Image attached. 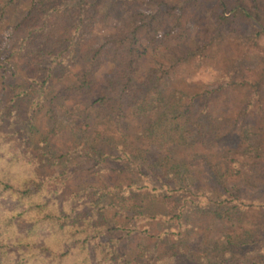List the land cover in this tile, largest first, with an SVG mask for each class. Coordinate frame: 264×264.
I'll return each instance as SVG.
<instances>
[{
	"label": "trees",
	"instance_id": "1",
	"mask_svg": "<svg viewBox=\"0 0 264 264\" xmlns=\"http://www.w3.org/2000/svg\"><path fill=\"white\" fill-rule=\"evenodd\" d=\"M106 1L0 0V24L9 4L23 11L0 38L3 84L5 73L20 76L8 100L0 96V264H214V218L224 248L264 232V203L241 185L256 168L264 173V141L245 135L263 105L264 0H187L212 21L206 41L171 46L173 57L145 67L140 41L159 52V40L183 28L181 11L170 0L124 10L94 44ZM227 28L252 32L245 43L262 57L258 77L187 88V67L209 62ZM231 85L250 89L236 115L217 98ZM41 118L51 128L38 149L31 136ZM63 123L70 133L59 143Z\"/></svg>",
	"mask_w": 264,
	"mask_h": 264
},
{
	"label": "rangeland",
	"instance_id": "2",
	"mask_svg": "<svg viewBox=\"0 0 264 264\" xmlns=\"http://www.w3.org/2000/svg\"><path fill=\"white\" fill-rule=\"evenodd\" d=\"M160 1L161 0H107L100 11L99 22L95 25L93 33L88 37L89 42L99 44L102 42L103 36L114 32L124 10H128L129 12H136L139 10L153 12L160 6ZM170 3V5L174 4L176 13L181 11L183 28L179 30V34L172 39L161 38L159 40L160 49L157 53H154L148 48L145 41L142 39L140 41V52H142L144 67L154 61L155 57H173L169 49L171 46L178 45L180 47H185L187 45H196L206 41L208 28L212 25V21L207 15V12L203 10L194 11V9L188 5L187 0H170ZM161 7L165 9V4L163 3ZM22 16V9L15 8L13 4L8 5L4 21L0 24V38L2 40L6 39L9 28L17 23ZM262 17L264 21V12L262 13ZM170 26L171 20H168L164 26V31L168 30ZM221 32L224 35L223 38L214 41L210 45V48L213 50L210 57L213 58L207 63L197 60L193 66L187 67L189 72L185 80V86L187 88L196 90L203 88L216 89L220 84L239 82L245 79L254 80L258 77V73L263 66L262 57L258 52L248 48L245 43L246 37L249 34L251 35L252 32L246 31L244 34H238L228 28L221 29ZM256 40L259 45L264 46V34H260ZM0 47H3L2 42H0ZM5 55H7V52L3 51L2 56ZM18 62L19 64L22 63L21 61ZM5 75V84H3V79L0 76V96L3 94L5 99L8 100L10 96L8 86L10 84L20 83V76L18 78L17 75H13L9 72L8 74L5 73ZM223 75H225V79L221 80ZM249 91L250 89L247 86H229L225 90L224 99H222L221 95L217 96L220 107L224 111L229 110L233 115H236L238 109L246 102ZM261 94L263 105L258 111V120L253 122V126L247 129V133H245L249 143L264 141V91ZM17 103L18 115L24 117L23 112L25 104L22 101ZM253 111L254 110H252L251 114L254 116ZM50 128L51 124L46 118H41L36 121L31 136L34 147L42 149L47 146V142L45 143L44 140L48 139L47 131ZM69 133L70 125L68 123H63L60 127L59 136H56V138L60 137L59 143L67 140ZM39 167L44 171L42 164H40ZM248 179V182H241L242 189H245L243 191V196L247 199L264 203L263 171L256 168ZM3 202L8 206L11 203V201L7 200ZM223 229L224 226H222V223L217 218L211 220L207 226L206 233L211 241V255L214 264H252V262L264 264V232L255 235L254 243L248 242V244L242 246L224 248V240L222 237ZM246 239L249 241L248 238ZM222 259L226 261L221 263Z\"/></svg>",
	"mask_w": 264,
	"mask_h": 264
}]
</instances>
